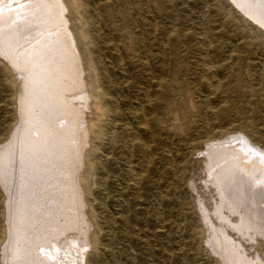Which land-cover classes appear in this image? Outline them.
Segmentation results:
<instances>
[{
    "label": "rangeland",
    "instance_id": "rangeland-1",
    "mask_svg": "<svg viewBox=\"0 0 264 264\" xmlns=\"http://www.w3.org/2000/svg\"><path fill=\"white\" fill-rule=\"evenodd\" d=\"M84 2L90 19L67 16L86 56V83L106 114L94 113L98 129L85 149L96 185L81 202L94 220L79 217L85 223L74 222L61 242L78 236L95 264H231L213 228L227 226L212 182L218 169L201 153L207 141L227 137L222 151L246 143L244 137L264 148V31L228 0ZM3 68L0 61V145L32 125L29 106L19 103ZM252 148V157L264 159L263 150ZM6 205L0 186V231L7 230ZM252 216L264 229V215ZM230 217L241 223L238 213ZM226 228L242 261L235 264H264V235L251 241ZM93 233L98 244L89 238ZM6 238L0 232V264ZM27 243L20 241L19 251Z\"/></svg>",
    "mask_w": 264,
    "mask_h": 264
},
{
    "label": "bare ground",
    "instance_id": "bare-ground-1",
    "mask_svg": "<svg viewBox=\"0 0 264 264\" xmlns=\"http://www.w3.org/2000/svg\"><path fill=\"white\" fill-rule=\"evenodd\" d=\"M228 1L264 31V0ZM70 11L80 23L91 18L84 0H0V54L16 68L0 59L4 64L2 70L10 80V87L20 96L19 103L25 108L29 106V115L28 111L23 112L30 116L32 124L15 130L12 142L0 145V186L7 199L4 208L7 230L0 231L7 235L1 251L3 264H87L88 261L84 255L88 249L78 236H69L64 242L61 239L69 228L77 226V220L83 222L79 217L86 215L94 220L93 212L84 209L81 202L85 195H92V187L96 185L94 166L86 165L85 149L90 144V133L98 129L94 113L102 117L106 111L86 83L83 62L86 56L70 28L67 16ZM23 92L29 93L30 98ZM227 138L207 141L201 155L210 169H218L214 168L216 182L214 179L212 182L219 189L217 213L222 223L253 241L264 235V229L255 227L256 219L251 217L254 213L264 215V159H256L258 155L252 157L250 147L255 152L257 148L264 152V148L242 136L246 143L229 152L222 151ZM248 142L250 147L246 146ZM137 176L133 174L134 181ZM231 211L235 212L230 214ZM236 213L241 217L240 224L230 220ZM74 222L76 226H72ZM226 227L213 228L218 233L219 249L235 264L241 258L238 259L239 255L234 259L238 249L235 239L227 243L231 237ZM78 232L87 236L83 229ZM220 237H226V241ZM89 238L98 244L94 233ZM23 239L28 243L19 251ZM19 255L22 260L17 259Z\"/></svg>",
    "mask_w": 264,
    "mask_h": 264
}]
</instances>
